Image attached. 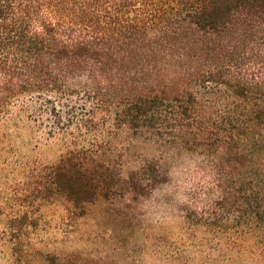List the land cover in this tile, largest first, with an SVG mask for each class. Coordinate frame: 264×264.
I'll use <instances>...</instances> for the list:
<instances>
[{"label": "trees", "instance_id": "1", "mask_svg": "<svg viewBox=\"0 0 264 264\" xmlns=\"http://www.w3.org/2000/svg\"><path fill=\"white\" fill-rule=\"evenodd\" d=\"M16 107L25 126L47 115L66 149L9 193L24 211L1 230L0 255L21 262L31 199L83 212L163 182L156 164L124 177L107 162L99 136L127 127L204 157L213 186L191 193L185 219L234 233L227 243H248L249 264H264V0H0V161L22 121Z\"/></svg>", "mask_w": 264, "mask_h": 264}, {"label": "rangeland", "instance_id": "2", "mask_svg": "<svg viewBox=\"0 0 264 264\" xmlns=\"http://www.w3.org/2000/svg\"><path fill=\"white\" fill-rule=\"evenodd\" d=\"M68 99L71 104L78 101L76 96ZM22 100L32 105L35 97ZM12 111L16 112L17 107ZM18 114L22 118L20 127L9 131L10 161H0V198H8L4 209H0L4 215L0 232L11 222L17 224L9 217L24 211L9 193L31 185L28 176L32 169L55 164L66 149L65 135L49 134L47 115L25 126L24 117ZM85 138L91 139L88 135ZM98 141L114 159L107 162L122 176L151 163L158 166L163 182L140 196L99 197L87 203L83 212L62 199L37 202L30 198L33 202L25 203L32 206L20 220L25 246L21 262L6 254L0 255V264H249L248 243L239 239L234 246L227 243L232 233L196 226L184 217V205L191 193L201 185L213 186L210 169L203 179L204 157L148 133L132 134L127 127L103 133ZM220 195L212 187L207 203L213 206ZM241 247L245 249L238 258L236 252Z\"/></svg>", "mask_w": 264, "mask_h": 264}]
</instances>
